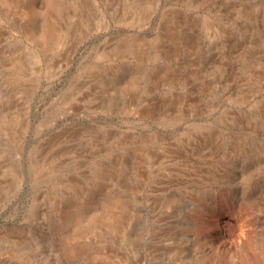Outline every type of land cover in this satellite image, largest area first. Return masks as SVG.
I'll return each mask as SVG.
<instances>
[{
  "label": "rangeland",
  "instance_id": "obj_1",
  "mask_svg": "<svg viewBox=\"0 0 264 264\" xmlns=\"http://www.w3.org/2000/svg\"><path fill=\"white\" fill-rule=\"evenodd\" d=\"M0 264H264V0H0Z\"/></svg>",
  "mask_w": 264,
  "mask_h": 264
}]
</instances>
